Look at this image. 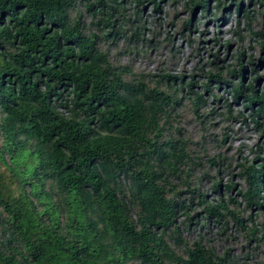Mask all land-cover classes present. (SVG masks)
Wrapping results in <instances>:
<instances>
[{
  "label": "trees",
  "instance_id": "obj_1",
  "mask_svg": "<svg viewBox=\"0 0 264 264\" xmlns=\"http://www.w3.org/2000/svg\"><path fill=\"white\" fill-rule=\"evenodd\" d=\"M148 1L157 10L156 0ZM211 1L220 12L228 0H186L183 7L192 15L200 8L205 17ZM238 2L229 5L237 15L243 9ZM76 5L98 20L87 31L79 27ZM117 10L115 0H0V264H245L219 256L200 235L189 240L190 231L205 224L225 235L226 218L240 234L258 231L236 211L234 184L222 190L212 181L210 171L223 155L206 157L200 142L192 151L177 127L178 90H188L183 98L194 110L204 103L193 76L177 83L165 66L157 75L121 66L129 48L155 49L161 33L149 29L148 40L129 18L115 25L110 18ZM242 17L247 36L262 38L251 29L254 14L244 9ZM195 23L186 18L181 29ZM235 33L242 41L239 26ZM168 43L163 37L158 45ZM242 58L238 53L225 69L205 63L201 88L218 100L217 83L235 102L242 98L264 140V87L255 76L245 83ZM249 63L255 73L256 64ZM224 108L227 119L245 123L240 112L230 117L227 99ZM208 115L198 118L205 122ZM238 166L240 198L263 209L262 166ZM205 178L218 196L215 204L202 189ZM193 204L200 213L191 215Z\"/></svg>",
  "mask_w": 264,
  "mask_h": 264
},
{
  "label": "rangeland",
  "instance_id": "obj_2",
  "mask_svg": "<svg viewBox=\"0 0 264 264\" xmlns=\"http://www.w3.org/2000/svg\"><path fill=\"white\" fill-rule=\"evenodd\" d=\"M115 1L119 14L114 12L112 17L110 16L112 23L115 21V25L121 26L123 20L129 18L132 20L133 26H139L141 30H144L143 32L140 30L138 34L148 40L150 36L149 29L161 33L159 38L153 42L154 45L157 44L155 49L150 48L148 44L144 48H141L140 45L129 48L119 58L121 66L127 67L133 73L148 75H157L161 69L160 67L165 66L164 68L172 76L178 77L177 83L180 82V79L187 83L190 77L193 76L197 83L195 91L203 95L204 103L203 105L198 104L195 111L192 103L183 98L187 96L188 90H178V100L172 110L174 117H176L177 127L183 131L182 137L191 141L192 151L197 149L195 143L200 142L206 157L215 156L216 154L223 155V161L218 159L219 167L210 171V175L214 176L212 181H220L222 190H225V185L234 184L231 196L238 203L236 211L246 221L253 222L258 231L253 236L240 234L238 228L234 226L231 220L226 218L225 220L229 221V225L226 227L225 235H218L219 230L217 227L205 224L204 227H194L189 233L193 237L190 238L189 236V240L197 239L200 235L203 241H208V245L219 256L226 253L229 255V259H231L230 257L238 258L244 261L245 264H264V234L262 227L259 226V224H264V208L259 210L254 205L249 207L240 198L239 192L243 190L244 181L239 177L240 169L238 166V164L254 162L256 165L262 166L264 175V161H262L264 150H257L258 147L264 146V140L259 137L256 127L252 125L251 119L248 117L249 111L243 107V99L239 98L235 102L228 92L229 89L226 86L219 87L217 83H213L212 88L219 99L216 100V98L211 97L201 88L202 83L207 80L202 79L203 75L199 72L200 67L212 60L224 69L233 66L235 64L234 59L241 52L243 54L242 64L246 69L245 83L251 82L255 76L258 79L257 85L260 86V89H263L264 0H238L244 9L247 8L254 14L255 18L251 24V29L254 32L258 31V33L263 34L260 39L255 38V35L247 36V30L242 23V13L240 12V15H237L236 11L229 10L231 0L225 3L220 12L214 9L216 3L211 1L209 15L206 14L205 17L202 16L200 8H196L193 15L188 10L185 11L183 3L186 0H156L157 10H153V4L148 0H144L139 5L134 0ZM89 5L91 6V4ZM76 7L81 15L79 27L87 31L91 24H95L98 20L93 19L89 13H84L78 5ZM89 12H92V10ZM215 16L219 18H215ZM190 17H193V20L196 21L191 26V30L181 29V21ZM137 18L140 21H146L143 28L138 23L139 21L135 20ZM239 19H241L240 23L238 22ZM238 26L243 38L242 41H239L235 33ZM126 27L131 26L127 24ZM105 31L108 32V28ZM179 31L186 33L182 36ZM163 37H167L169 41L164 47L158 45L159 40ZM187 37L193 41L188 43ZM226 42H229V45H226ZM123 45L122 42L119 43V52L123 51ZM170 47H173L171 50L174 52V56L169 58L172 55ZM250 60L256 64L255 73L252 72L250 63L248 64ZM204 69L207 71V68ZM226 77L229 78L228 80H232L231 77L225 75L224 78L226 79ZM253 84L255 85V82ZM225 99L231 104L230 117L238 116L240 112L246 120L245 123L239 120L233 122V119H227L228 115L224 108ZM209 113L211 115L206 116L205 122H201L198 118L200 115L204 116ZM256 143H258L257 146ZM206 157H204V162ZM198 175H201V173ZM212 181L205 178L202 189L210 196L211 203L215 204L218 196L210 189ZM192 209L191 215L200 213L201 210V208L195 207L194 204ZM245 225L249 227L247 223Z\"/></svg>",
  "mask_w": 264,
  "mask_h": 264
},
{
  "label": "clouds",
  "instance_id": "obj_3",
  "mask_svg": "<svg viewBox=\"0 0 264 264\" xmlns=\"http://www.w3.org/2000/svg\"><path fill=\"white\" fill-rule=\"evenodd\" d=\"M239 1H240V0H239ZM231 7H233V8H232L233 11H236L235 6H233V5H231V6L229 7V10H231ZM242 8H243V6H242ZM246 9H247V8H246ZM242 11H244V8L240 11V12L243 14ZM240 12H239V15H240ZM240 20H241V19H240Z\"/></svg>",
  "mask_w": 264,
  "mask_h": 264
},
{
  "label": "water",
  "instance_id": "obj_4",
  "mask_svg": "<svg viewBox=\"0 0 264 264\" xmlns=\"http://www.w3.org/2000/svg\"><path fill=\"white\" fill-rule=\"evenodd\" d=\"M233 7H231V9H232Z\"/></svg>",
  "mask_w": 264,
  "mask_h": 264
}]
</instances>
